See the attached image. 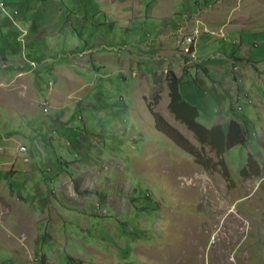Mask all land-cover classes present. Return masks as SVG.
Segmentation results:
<instances>
[{"label":"rangeland","instance_id":"rangeland-1","mask_svg":"<svg viewBox=\"0 0 264 264\" xmlns=\"http://www.w3.org/2000/svg\"><path fill=\"white\" fill-rule=\"evenodd\" d=\"M234 12L251 18L236 36L188 31ZM218 52L233 67H211ZM261 72L264 0H0V237L20 234L25 206L45 209L33 237L56 264H264ZM174 80L204 126L243 123L248 144L223 155L230 180L155 129L149 105L217 161L169 111ZM249 155L262 173L246 180ZM2 245L0 264H24Z\"/></svg>","mask_w":264,"mask_h":264},{"label":"trees","instance_id":"trees-1","mask_svg":"<svg viewBox=\"0 0 264 264\" xmlns=\"http://www.w3.org/2000/svg\"><path fill=\"white\" fill-rule=\"evenodd\" d=\"M177 81L170 85V104L169 111L175 119L184 124L195 135L196 140L202 147H209L214 152L217 161L207 157L203 150L197 148L180 131L169 124L164 117L156 112L153 106L149 105L150 112L155 121V129L169 138L181 151L192 157L196 164L208 172L216 171L221 167L222 175L230 180L228 166L223 155L237 146H246L250 140L247 131L236 121H231L228 130L225 131L221 125L208 128L198 120L200 113L197 107L185 101L178 88ZM158 102V100H156ZM262 169L259 162L253 155H249L245 166L241 169L240 175L244 179H252L261 176Z\"/></svg>","mask_w":264,"mask_h":264},{"label":"crops","instance_id":"crops-1","mask_svg":"<svg viewBox=\"0 0 264 264\" xmlns=\"http://www.w3.org/2000/svg\"><path fill=\"white\" fill-rule=\"evenodd\" d=\"M156 2H157V0H156ZM154 10H156V5L153 4V11ZM208 14L205 13V14L193 17L192 20L190 19L189 22H192L193 26L188 31H191V30L195 31L196 28H199L200 25H199V27H195V26H198V22H201L202 25L203 24H205V25L206 24H210L209 26H212V27H215V28L217 26H219V28L225 27V28H227L226 30L228 32V35L230 34V35H233V36L234 35L236 36L241 31L248 30L249 27H251L249 24L245 23L246 21L249 22L251 20V18H248L247 16H244L240 12L231 13V14H229V16L227 18L224 17V16H221L220 14H217V15L213 14L212 16H209ZM225 20H228V23L225 24V25H222L223 21H225ZM243 21H244V23H243ZM183 30H184V28H180L178 30L177 34H179V35H180V33L184 34L185 32ZM160 36L163 37V35H160ZM174 36H175V33L174 34L171 33L169 36H167V38L165 37L166 39L164 38V39L159 41L160 42L159 43L160 48L157 49L156 51L159 52L160 55L161 54L165 55L167 53H174L175 52V50L173 49L172 43H171V39L174 38ZM198 42H199V39L197 38L195 46L193 48V56H194V61L193 62L194 63H196V62L198 63L199 62V63L207 64V62H205V61L203 62L198 57V52H199L198 51V47H199ZM212 58L214 60V63H209V62L208 63L210 64L211 67H213L216 70L220 69V71H221V70H224L226 68L233 67V65H234V63L230 64L229 62H226L228 58L226 56H224V55L219 54V52H218V54L215 53V55ZM234 59H236V58H234ZM249 63H252V62H249ZM263 73L264 72L260 73V75H259L260 78L262 77ZM180 83L181 82L179 81V84ZM182 97H183V99L185 101H187L183 95H182ZM261 103H262V101H261ZM231 121H235V120H231ZM236 122L241 127L245 128L243 126V123H241L239 121H236ZM217 125H220V124H217ZM221 126L224 128L223 125H221ZM225 131H227V130H225ZM21 144H23V143H21ZM11 195L12 194H8L9 199L12 198ZM16 211L19 212V214L23 215L19 219V222L22 221L21 223H22L23 230L19 232L20 234H18L16 238H14V237L13 238L12 237H2L1 238L0 237V242H2L4 244L2 246L3 247H10V249H12L13 251H16L17 254H18V258H20L21 262L22 263L24 262V264H33L36 261L37 262L38 261H43L46 264H56V263H54L55 257L53 255H48V254L45 255L44 254V255H42V257H40V255L38 254V248H39V244L41 242V239L38 240V242L36 243L35 237H33L34 235H36V237L38 239L41 238V236H40L41 231L39 229V227H40L39 223L41 224V222L39 221V219L45 216V214H44L46 212L45 209L43 211H41L42 214L40 213L38 218L36 217L37 215H36L35 211H32V210H30L29 208H27L25 206H23V208H21L20 210L17 207ZM7 212H8V214L11 213L10 210H7ZM2 213H4V214H3V217L0 220L1 221L0 222V227L6 229L4 219H5V217L8 214L5 213V212H2ZM59 217H60V215H59ZM19 225H20V223H19ZM31 236L34 238V240H33V238ZM29 237L33 241H29ZM17 246L19 247L18 250H16ZM22 246H24V248H22ZM34 257L37 258V260L36 259L33 260Z\"/></svg>","mask_w":264,"mask_h":264},{"label":"built area","instance_id":"built-area-1","mask_svg":"<svg viewBox=\"0 0 264 264\" xmlns=\"http://www.w3.org/2000/svg\"><path fill=\"white\" fill-rule=\"evenodd\" d=\"M194 35L196 36H200L203 32L202 30H195V32H193ZM195 38L194 37H188L186 39V45H188V47H191V45L193 44ZM186 52H189V48H186ZM20 153H27L28 152V148L26 146H21L20 149L18 150ZM28 161V160H26Z\"/></svg>","mask_w":264,"mask_h":264}]
</instances>
